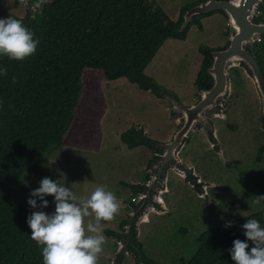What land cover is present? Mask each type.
Returning a JSON list of instances; mask_svg holds the SVG:
<instances>
[{"label":"rangeland","instance_id":"1","mask_svg":"<svg viewBox=\"0 0 264 264\" xmlns=\"http://www.w3.org/2000/svg\"><path fill=\"white\" fill-rule=\"evenodd\" d=\"M199 1L156 0L175 21L184 6ZM16 2L0 0V19L24 17L31 9L25 0ZM256 14L264 17V11L257 10ZM213 15L204 20V29L193 25L186 40L168 39L146 69V74L169 95L187 106L198 102L201 97L195 83L203 58L200 47L225 48L230 41L227 31L231 33V27L226 25V17ZM230 84L229 94L214 112L208 113L210 123L196 126L177 153V160L164 169L159 182L148 195L152 198L155 192L156 198L157 189L163 185L160 195L165 208L158 204L155 209H148L147 220L140 222L136 229L143 251L152 261L187 264L197 251L199 237L205 230L264 209V200L256 202L257 197L264 196V153L259 155V149L264 145L262 100L245 66H235L230 70ZM99 85L105 95L104 104H101L100 130L92 129L87 148L82 142L76 145L69 140L66 146L52 150L47 156V166L59 175L61 184L77 196L87 197L100 185H107L108 190L116 194L121 211L113 221L101 222L100 229L106 243L98 264H117L120 257L117 254L125 243L117 237L107 236L105 230L126 235L127 227L123 230L122 221L138 216L153 204L152 201L150 204L144 201L135 207L133 203H138L145 196L135 194L129 184L151 183L162 159L159 153L156 165L153 164L155 152L151 148L139 146L130 149L121 140V134L133 126H141L150 138L164 143L181 127L183 119L179 113L172 115V105L165 97L143 90L124 78L112 81L101 78ZM94 99L91 95V100ZM85 102L83 99L80 108V115L83 114L78 127L80 130L87 126V122L93 121L91 114L99 106L96 104L90 110ZM210 131L215 141L211 140ZM221 150L223 157L218 155ZM192 173L201 184V190L188 180ZM44 177L52 179L51 176L25 172L13 192L14 202L37 211L28 205L27 200L35 198L30 193L40 186L39 182ZM37 203L41 202L37 200ZM41 211L49 215L54 213V201ZM121 256L124 257L122 264L143 263H138L130 252Z\"/></svg>","mask_w":264,"mask_h":264},{"label":"trees","instance_id":"2","mask_svg":"<svg viewBox=\"0 0 264 264\" xmlns=\"http://www.w3.org/2000/svg\"><path fill=\"white\" fill-rule=\"evenodd\" d=\"M27 2L31 7L35 0ZM199 2L184 6L176 21L156 0H50L35 13L28 9L24 17L15 16L33 32L39 44L35 54L25 60L0 58V67L8 69L7 77L0 76V264H43L42 249L31 238L27 224L33 211L13 200L21 176L25 172L51 176L61 184L59 175L49 170L47 156L52 150L66 146L69 140L76 145L82 142L87 148L92 129L100 130L101 104L105 101L99 85L101 78L107 81L124 78L164 98L168 91L146 74L161 47L171 38L186 40L193 25L203 29L202 18L225 14L219 10L195 16L189 26L181 30L184 13ZM258 11H264V0ZM255 20L264 21V17L258 14ZM227 35L230 37L229 30ZM247 48L258 58L264 73V35ZM218 49L222 47L199 49L203 57L195 82L199 90L213 85L208 68L213 62L212 52ZM83 99H86V108L90 106L91 110L96 104L99 108L91 114L93 121L80 130ZM172 115L176 113L172 111ZM209 135L215 141L211 131ZM121 140L130 149L151 148L156 165L163 143L150 138L143 127L129 128L121 134ZM263 153L264 145L259 155ZM188 178L200 189L201 184L193 173ZM129 186L138 195L149 189L146 183ZM45 199L48 203L54 201L53 196ZM141 203L142 199L133 204L136 207ZM248 219L258 220L264 227V209L229 221L232 227L226 228L225 223L205 230L187 264H235L229 251L233 241L240 239L249 243L248 251L253 246L242 227ZM121 226L124 230L126 220ZM105 234L119 240L126 236L111 229L105 230ZM128 249L138 263L160 264L145 255L137 231H132ZM123 260L120 255L117 264H122Z\"/></svg>","mask_w":264,"mask_h":264},{"label":"clouds","instance_id":"3","mask_svg":"<svg viewBox=\"0 0 264 264\" xmlns=\"http://www.w3.org/2000/svg\"><path fill=\"white\" fill-rule=\"evenodd\" d=\"M27 3V0H25ZM50 0H35L33 13ZM257 41V40H256ZM39 40L20 19H0V57L22 61L35 54ZM7 67H0V76L7 77ZM15 82V81H14ZM223 157V151L218 153ZM227 162V161H225ZM27 200L32 209L48 207L46 196H53L55 211H33L27 218L31 238L42 246L43 264H98L104 251L106 237L101 233V222L113 221L121 211L116 194L107 185L96 186L87 197L77 196L69 187L48 177L39 182ZM39 200L41 203H37ZM264 196L257 197V203ZM87 219V223L85 222ZM228 222L225 227H232ZM244 235L249 243L236 239L229 250L235 264H264V227L256 219L243 224Z\"/></svg>","mask_w":264,"mask_h":264},{"label":"water","instance_id":"4","mask_svg":"<svg viewBox=\"0 0 264 264\" xmlns=\"http://www.w3.org/2000/svg\"><path fill=\"white\" fill-rule=\"evenodd\" d=\"M263 0H204L193 5L184 13L181 30L186 29L194 20L195 16L209 14L214 11H223L228 17L231 27L230 42L222 49L212 52L213 62L208 68V73L213 79V85L209 89L200 90V99L192 105H184L180 100L172 95L165 94V98L170 101L172 111L182 115L183 123L172 137L163 143L160 152L162 159L159 161V170L153 174L151 183H146L148 190L143 194L146 198L152 191V187L159 182L164 169L168 168L173 160H177V153L185 144L186 139L192 135L196 126L210 123L208 113L215 111L221 100L224 99L231 89L230 70L235 66L243 65L252 75L256 87L262 100V114L264 117V73L260 62L255 54L247 48V45L256 41L258 37L264 35V21H256V11ZM168 166V167H167ZM163 186V185H161ZM158 188L157 197L162 209L165 208L164 201L160 195L163 188ZM159 187V186H158ZM161 191V192H160ZM155 194V192H154ZM154 208L148 206L138 216L130 217L126 220V236L123 239L124 248L119 250L118 256L129 252L131 230L136 231L137 225L147 220V210ZM144 264V263H142Z\"/></svg>","mask_w":264,"mask_h":264},{"label":"flooded vegetation","instance_id":"5","mask_svg":"<svg viewBox=\"0 0 264 264\" xmlns=\"http://www.w3.org/2000/svg\"><path fill=\"white\" fill-rule=\"evenodd\" d=\"M152 188H153V187H152ZM155 191H156V190H155ZM154 195H155V194H153L152 198H150V197H147V198L144 197V199H142V203L145 201L146 204H147V203L150 204L151 201H152V203H153L152 205H154V206H155V205L158 206L159 202L156 201V200H158V198H156V200H155V198H154L155 196H154Z\"/></svg>","mask_w":264,"mask_h":264},{"label":"crops","instance_id":"6","mask_svg":"<svg viewBox=\"0 0 264 264\" xmlns=\"http://www.w3.org/2000/svg\"><path fill=\"white\" fill-rule=\"evenodd\" d=\"M215 15H220V16H222V18H225V17H226V15H223L222 13H217V14L215 13L213 16H215ZM224 16H225V17H224ZM206 18H208V17H205V18L202 19V23H203V26H204L203 29L205 28L204 20H205ZM226 19H227V24H226V25L230 24L229 21H228V18H227V17H226ZM188 35H189V34H188ZM187 38H188V37H187Z\"/></svg>","mask_w":264,"mask_h":264},{"label":"built area","instance_id":"7","mask_svg":"<svg viewBox=\"0 0 264 264\" xmlns=\"http://www.w3.org/2000/svg\"><path fill=\"white\" fill-rule=\"evenodd\" d=\"M257 40H260V37H258V39Z\"/></svg>","mask_w":264,"mask_h":264}]
</instances>
